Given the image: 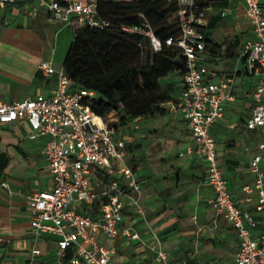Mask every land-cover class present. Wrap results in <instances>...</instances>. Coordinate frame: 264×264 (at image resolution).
<instances>
[{
	"label": "crops",
	"instance_id": "1",
	"mask_svg": "<svg viewBox=\"0 0 264 264\" xmlns=\"http://www.w3.org/2000/svg\"><path fill=\"white\" fill-rule=\"evenodd\" d=\"M205 11V35L221 48H205L199 61L215 71L209 77L211 81L233 76L227 90L233 98H224V113L211 125L210 133L228 189L236 204L257 220L252 227L257 234L264 225L255 209L256 194L246 200L242 190L252 178L249 159L264 139V129L246 127L257 76L246 71L241 53L244 42L254 35L240 0L212 1ZM74 26L53 19L44 0L1 4L0 98L18 101L50 95L57 85V75L45 73L39 63L48 60L56 68L63 66ZM234 38L237 44L230 56L225 46ZM170 73L161 80L170 96L160 102L162 112L137 116L125 124L119 123L117 112L107 115L115 136L128 140L126 163L140 188V211L129 204L121 226L137 231L140 240L122 233L112 238L100 234V240L114 245L128 264H158L154 261L158 247L167 251L172 264H236V231L212 204L214 192L205 182L204 163L196 153L186 152L193 140L176 105L180 73ZM47 139L46 134L32 136L24 119L0 123V264H51L54 260L58 237L33 232L28 205L31 193L53 184L43 152ZM103 181L92 175V188L101 190ZM75 205L90 215L98 214V200ZM65 264H69L67 259Z\"/></svg>",
	"mask_w": 264,
	"mask_h": 264
},
{
	"label": "built area",
	"instance_id": "2",
	"mask_svg": "<svg viewBox=\"0 0 264 264\" xmlns=\"http://www.w3.org/2000/svg\"><path fill=\"white\" fill-rule=\"evenodd\" d=\"M6 1L0 0V5ZM254 35L242 46L246 71L257 76L251 91L252 110L246 120L249 129H264V3L262 0H240ZM50 16L63 23L75 22L103 28L108 21L97 13L96 0H44ZM179 33L164 42L154 35L147 23L123 25L126 31L149 36L152 49L162 44H174L183 55L184 69L180 73L177 107L182 113L192 136L186 152L196 153L205 166V182L211 186V199L216 211L230 221L238 237L234 253L236 264H264V228L257 234L252 227L257 220L238 206L228 189L227 180L218 165L211 125L224 113V98L233 82L232 75L218 82L209 80L213 69L199 61L205 50V7L195 0H178ZM39 67L47 74L55 73L58 81L48 96L25 97L18 101L0 98V123L26 120L30 134H46L43 146L45 160L52 174L49 189L34 191L28 196L31 227L34 233L56 235L55 257L51 264H128L122 253L111 244L100 240V234L112 238L119 233L139 239L137 231L121 224L126 208L131 204L140 211V188L132 167L126 163L128 140L116 137L108 116L98 114L91 105L95 96L92 89L74 85L63 66L56 68L48 60ZM251 181L242 185L245 199L256 194L255 209L264 225V139L256 146L249 159ZM97 175L102 188L91 186L92 175ZM98 200V214L90 215L76 207L75 202L89 205ZM72 253L68 256V250ZM154 248V247H151ZM154 261L172 264L167 251L155 249Z\"/></svg>",
	"mask_w": 264,
	"mask_h": 264
},
{
	"label": "trees",
	"instance_id": "3",
	"mask_svg": "<svg viewBox=\"0 0 264 264\" xmlns=\"http://www.w3.org/2000/svg\"><path fill=\"white\" fill-rule=\"evenodd\" d=\"M195 1L206 7L218 0ZM96 2L98 15L109 23L97 28L72 22L74 35L63 58L66 73L74 85L95 92L91 105L98 114L107 116L115 111L120 124L137 116L162 112L160 102L170 96L161 86V79L170 72L183 71V55L174 44L163 43L159 50H154L149 36L123 30L122 26L145 22L164 42L166 37L179 33L182 15L178 0ZM236 44V38L228 40L225 52L234 55ZM205 48L220 49L221 44L206 37Z\"/></svg>",
	"mask_w": 264,
	"mask_h": 264
},
{
	"label": "rangeland",
	"instance_id": "4",
	"mask_svg": "<svg viewBox=\"0 0 264 264\" xmlns=\"http://www.w3.org/2000/svg\"><path fill=\"white\" fill-rule=\"evenodd\" d=\"M220 2H216L215 4H219ZM70 41H71V38L69 39V43H70ZM69 45V44H68ZM171 74V73H170ZM165 77H167V76H165ZM165 77H163L161 80H164V78ZM161 86H163V85H161ZM154 113V112H153ZM124 128V127H123Z\"/></svg>",
	"mask_w": 264,
	"mask_h": 264
}]
</instances>
